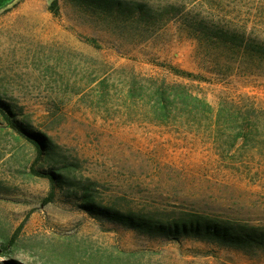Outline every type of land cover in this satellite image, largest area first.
<instances>
[{
    "label": "rangeland",
    "instance_id": "374dc122",
    "mask_svg": "<svg viewBox=\"0 0 264 264\" xmlns=\"http://www.w3.org/2000/svg\"><path fill=\"white\" fill-rule=\"evenodd\" d=\"M52 1L0 10V102L25 128L0 113V243L14 237L0 263L264 264L263 251L144 236L93 217L80 201L90 187L101 204L264 227L263 115L255 139L230 146L211 127L151 121L129 95L133 81L147 92L154 78L214 107L264 110V63L244 49L264 46V0H135L168 19L145 30L86 0H56L54 14ZM199 24L233 42L199 33ZM36 132L54 153L34 163L26 136ZM33 163L68 165L49 201L50 181Z\"/></svg>",
    "mask_w": 264,
    "mask_h": 264
},
{
    "label": "trees",
    "instance_id": "16d2710c",
    "mask_svg": "<svg viewBox=\"0 0 264 264\" xmlns=\"http://www.w3.org/2000/svg\"><path fill=\"white\" fill-rule=\"evenodd\" d=\"M15 0H6L1 10L12 4ZM104 11L122 19L135 21L140 28L145 30L156 24L164 23L162 15L143 2L135 0H86ZM9 3V4H7ZM49 9L56 14V0L50 3ZM161 21V22H160ZM198 32L211 33L223 41L233 42V38L225 32L210 29L203 24L198 25ZM197 31V30H196ZM231 49L237 44H228ZM246 53H251L261 63H264V46L247 44ZM151 82L147 92H142V87L133 81L129 88V95L137 101L144 102L148 107L151 121L158 123H171L175 121L194 124L197 127L213 128L214 136L234 145L238 140L244 143L255 139V129L264 110L255 107L233 103L220 102L217 107L212 106L204 98L192 94L185 85L179 83H166L154 78L147 79ZM135 101V102H136ZM0 113L15 128L25 129L23 121L12 120V110L0 102ZM23 132V131H22ZM25 134V132H23ZM36 150V163L40 158L52 157L54 146L45 133L36 132L26 136ZM31 165V171L37 176L46 177L50 181V192L47 201L54 196L55 184L64 179L63 171L68 165L57 167L53 171H40ZM70 179V178H69ZM81 207L98 219H106L117 225L131 229L150 238L179 240L188 237L202 242L215 243L220 246L236 248L245 254L254 251L264 252V227L249 225L235 220L224 219L218 216H209L196 212H179L174 216L164 212L142 211L133 208L120 207L114 202L101 204L96 200L90 187H86L80 195ZM14 237L0 243V255L9 256ZM1 264V263H0ZM6 264H20L13 259Z\"/></svg>",
    "mask_w": 264,
    "mask_h": 264
},
{
    "label": "water",
    "instance_id": "95a60500",
    "mask_svg": "<svg viewBox=\"0 0 264 264\" xmlns=\"http://www.w3.org/2000/svg\"><path fill=\"white\" fill-rule=\"evenodd\" d=\"M5 1L6 0H0V10H1L2 6L5 4ZM7 4H9V3H7Z\"/></svg>",
    "mask_w": 264,
    "mask_h": 264
}]
</instances>
